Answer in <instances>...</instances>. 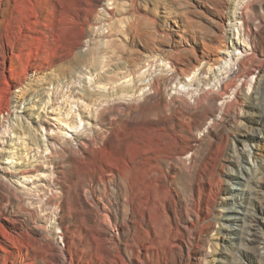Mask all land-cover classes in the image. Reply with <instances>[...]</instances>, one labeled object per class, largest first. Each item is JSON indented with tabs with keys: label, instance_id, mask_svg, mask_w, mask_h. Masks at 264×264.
I'll use <instances>...</instances> for the list:
<instances>
[{
	"label": "rangeland",
	"instance_id": "obj_1",
	"mask_svg": "<svg viewBox=\"0 0 264 264\" xmlns=\"http://www.w3.org/2000/svg\"><path fill=\"white\" fill-rule=\"evenodd\" d=\"M30 1L38 12L47 4L60 21L36 25L37 42L21 41L29 48L15 58L17 73L6 63L0 81V175L22 193L45 183L50 137L75 146L77 135L94 127L93 98L133 102L150 91L154 78L168 98L183 95L193 103V95L216 94L206 102L210 116L204 114L191 131L188 120L181 121L190 137L181 145L190 141L198 156L206 155L193 197L180 190L178 218L194 222L190 236L208 235L198 264H264V223L256 241L241 237L245 224L264 216V0H84L85 11L69 22L58 11H66V0ZM20 24L23 33L27 25ZM80 27L83 39L71 50ZM4 44L11 49L6 37ZM32 165L36 171L23 177L20 172ZM168 219H159L162 235ZM176 234L179 245L168 248L192 252L194 246ZM167 255L161 252L160 264H171Z\"/></svg>",
	"mask_w": 264,
	"mask_h": 264
},
{
	"label": "bare ground",
	"instance_id": "obj_2",
	"mask_svg": "<svg viewBox=\"0 0 264 264\" xmlns=\"http://www.w3.org/2000/svg\"><path fill=\"white\" fill-rule=\"evenodd\" d=\"M66 1V11L58 10L63 20L69 22L85 11L84 0ZM31 4L30 0H0V81L6 63L11 73L18 72L15 58L19 60L29 48L21 41L37 42L36 25L47 27L57 19L56 11H50L47 4L39 12ZM20 22L27 25L23 33ZM249 23L247 20V26ZM82 33V27L75 32L71 50L79 47ZM250 74L246 72L244 77ZM159 82L154 78L150 91L133 102L121 97L90 99L96 105L94 127L87 134H78L75 146L73 141L60 144L57 137H50L46 161L51 171L33 192L22 193L0 175V264H160L161 252L171 257V264L175 257L179 264L201 261L198 251L208 235L190 236L194 222L188 216L179 220L176 207L182 203L181 189L191 197L195 194L199 164L206 154L199 151L198 156L190 141L181 145V139L190 138L181 121L187 119L191 131L199 118L210 116L206 102H214L217 96L201 92L193 95V103L183 95L168 98ZM18 83L22 84L21 79ZM186 154L190 157L185 159ZM212 163L204 165L208 168ZM37 165L20 173L29 176ZM164 215L170 221L162 235L156 227ZM262 222L264 216L253 218L241 230V237L256 241ZM176 232L185 237V245L194 246L192 252L189 247H181L178 253L168 248L179 245Z\"/></svg>",
	"mask_w": 264,
	"mask_h": 264
}]
</instances>
